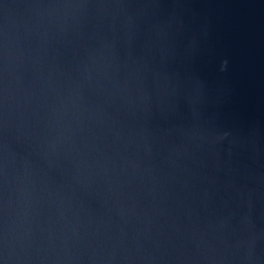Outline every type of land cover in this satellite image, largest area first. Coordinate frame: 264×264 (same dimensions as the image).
I'll return each instance as SVG.
<instances>
[{"label": "water", "instance_id": "obj_1", "mask_svg": "<svg viewBox=\"0 0 264 264\" xmlns=\"http://www.w3.org/2000/svg\"><path fill=\"white\" fill-rule=\"evenodd\" d=\"M0 264H264V0H0Z\"/></svg>", "mask_w": 264, "mask_h": 264}]
</instances>
